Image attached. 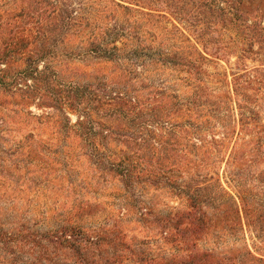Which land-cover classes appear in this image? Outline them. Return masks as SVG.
Masks as SVG:
<instances>
[{
	"label": "rangeland",
	"instance_id": "374dc122",
	"mask_svg": "<svg viewBox=\"0 0 264 264\" xmlns=\"http://www.w3.org/2000/svg\"><path fill=\"white\" fill-rule=\"evenodd\" d=\"M212 1L0 0V24L49 40L35 68L51 93L78 97L76 112L23 107L0 82V264H71L52 250L37 262L34 249L69 227L152 236L147 251L165 264L191 252L263 264L250 212L264 215V0L245 1L241 19ZM93 42L118 49L96 54ZM127 169L134 189L113 171ZM194 192L210 224L199 252H182L140 218L183 213ZM230 209L233 230L218 220Z\"/></svg>",
	"mask_w": 264,
	"mask_h": 264
},
{
	"label": "trees",
	"instance_id": "16d2710c",
	"mask_svg": "<svg viewBox=\"0 0 264 264\" xmlns=\"http://www.w3.org/2000/svg\"><path fill=\"white\" fill-rule=\"evenodd\" d=\"M202 1L204 4L212 5L215 3L212 0ZM222 1L228 5L227 9H220L222 12L224 11L226 15H231L236 19L243 17L244 0H231L229 3L228 0ZM0 40H2L0 65L7 68L0 76L3 91L21 97L22 100L19 105L23 107L34 105L38 108H47L66 104L69 105L72 111H77L78 97L73 96L74 93L67 96H61L57 94L58 92L52 94V89L49 86L50 73L48 71L39 72L35 68L37 62L43 61V54L50 53L48 39L41 36H29L27 30H23L16 22L8 21L5 24H0ZM200 43L204 45L203 42ZM113 44L112 42H99L97 44L93 42L91 45L94 46L95 50L93 49V51L96 54H110V52L118 49ZM205 49L209 51L210 48L207 46ZM241 51L243 53H255L253 49H242ZM22 66L23 68H21ZM14 67L18 68L16 73L12 72ZM60 101L64 103H60ZM122 103L123 100L120 104ZM247 105L248 103L241 104V109L245 110ZM113 171L115 174L120 175L119 177L127 190L134 189L140 180L131 169L123 170L121 174L117 170ZM187 203V210L176 216L161 219L153 212H146L142 214L140 220L147 227L157 226L160 239L162 237V240L169 244L171 248H176L182 252H199V242L203 239L210 222L203 213L204 205L195 192L189 196ZM236 212L237 214L240 213L239 206ZM234 213L233 210L231 212L224 210L218 220H221L229 229L233 230L239 224L232 215ZM250 213L251 226H254L258 231L257 238L264 242V230L262 228L264 215L257 216L258 212L256 210H251ZM120 223H122V220ZM151 237L149 236V244H151ZM40 239L36 240L34 245V249H39L42 254L41 259L37 262L42 261L43 255L50 254L52 250L63 256L67 254L66 257L72 256L74 259L71 257L73 259L71 264H165L164 260H158V258L150 255L147 251L149 248L148 243H139L136 240L129 241L127 236L114 228L112 230L100 228L91 234L69 227ZM42 241H46L47 244L42 246ZM6 243L8 242L3 238L2 245H6ZM212 258L211 254L199 255L191 252L187 259L180 264H211L213 262ZM256 260L264 264V259L256 258Z\"/></svg>",
	"mask_w": 264,
	"mask_h": 264
},
{
	"label": "crops",
	"instance_id": "0c3cea01",
	"mask_svg": "<svg viewBox=\"0 0 264 264\" xmlns=\"http://www.w3.org/2000/svg\"><path fill=\"white\" fill-rule=\"evenodd\" d=\"M245 1H247V0H244V2H245ZM248 1H250L249 3L251 4V3H253V1H255V0H248Z\"/></svg>",
	"mask_w": 264,
	"mask_h": 264
}]
</instances>
